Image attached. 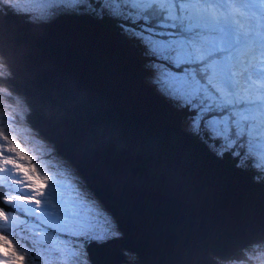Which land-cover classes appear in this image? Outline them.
Here are the masks:
<instances>
[{
  "label": "snow or ice",
  "instance_id": "obj_1",
  "mask_svg": "<svg viewBox=\"0 0 264 264\" xmlns=\"http://www.w3.org/2000/svg\"><path fill=\"white\" fill-rule=\"evenodd\" d=\"M8 13L36 31L61 16L112 22L139 46L145 84L182 117L185 134L264 185V0H0ZM26 55L16 34L0 32L10 78ZM66 80L79 99L90 97ZM65 113L29 86L0 96V264H100L94 250L124 237L84 156L68 147ZM122 255L139 264L136 253ZM180 264L216 261L202 248Z\"/></svg>",
  "mask_w": 264,
  "mask_h": 264
},
{
  "label": "water",
  "instance_id": "obj_2",
  "mask_svg": "<svg viewBox=\"0 0 264 264\" xmlns=\"http://www.w3.org/2000/svg\"><path fill=\"white\" fill-rule=\"evenodd\" d=\"M84 22L91 27L89 31H85ZM62 25L65 28H59ZM3 31L16 34L19 43L27 49L23 62L12 69L15 79L8 75L3 79L10 84L12 90L17 85L29 86L45 103H51L61 110L66 106L62 132L68 147L84 156L83 170L89 176L93 189L120 222L123 239L104 249L94 250L100 264H126V257L122 255L125 249L138 255L139 264H180L194 254L193 250L191 246L178 243V235L171 237L167 231L172 234L181 231L191 237L206 239V233L201 232V228L211 227L216 217L223 220L226 216L237 224L245 223L241 225L246 235L230 233L226 241H236L232 247H205L212 249L208 251L212 254L230 255L264 234V186L251 182L249 187L239 185L236 188L237 184H226V177H223L225 160L216 159L203 145L187 136L178 114L171 112L168 107L164 109L161 100L153 101L149 99L150 95H146L152 107L156 108L155 118L158 120H153L162 124L174 152H186L196 166L187 176L198 175L203 184L204 181H210L211 186L220 192L216 196L218 200L197 197L187 179H184L181 188L174 187L171 176L170 183L166 179L169 176L165 173L168 170L167 155L154 153L145 128L134 127L135 124H129L125 128L119 124L120 119L115 114L117 89L120 88L117 84L125 80L131 82L136 78L132 66L140 73L143 72L137 48L133 43L123 40L116 28L110 29L103 23L86 17L61 16L36 31L24 22L23 17L17 18L13 13H8L7 17L0 15V32ZM99 31H104L110 38L108 46L113 52L122 55V64L126 67L127 74L115 75L106 68L109 58L113 56L97 43ZM83 34L94 46L84 49L81 40ZM66 52L73 56L67 57ZM129 73L134 77H130ZM68 77L75 78L87 88L91 93L90 97L79 99L75 89L66 80ZM169 114L174 115V118ZM145 167H149L156 175L159 173L156 183L146 175ZM222 180L228 190L223 189ZM237 189H250L256 195L248 193V198L251 199L249 202L240 198L245 197V194L240 196L235 193L239 192ZM133 190L137 191L138 196H133ZM252 203L258 204V208L255 209ZM195 206L200 227L196 225L193 228V219H186L193 216ZM248 207L258 217L257 220H253L251 213L246 211ZM214 223L219 224L222 233L230 232V229L220 227L223 222ZM210 234L218 237L220 233L211 230ZM159 251L166 254L159 256Z\"/></svg>",
  "mask_w": 264,
  "mask_h": 264
},
{
  "label": "bare ground",
  "instance_id": "obj_3",
  "mask_svg": "<svg viewBox=\"0 0 264 264\" xmlns=\"http://www.w3.org/2000/svg\"><path fill=\"white\" fill-rule=\"evenodd\" d=\"M89 24V23H88ZM59 28H65L60 26ZM91 27L87 25L84 22V29L85 31H89ZM82 34V32H80ZM98 39H99V45L106 51H109L112 54V58H109L106 68L110 69L111 72L115 75H119L121 73L127 74L126 67H123L122 60L123 57L120 53L116 54L113 52V50L108 46L110 44V41L104 31L97 32ZM82 44L84 46V49L89 47L91 45V41H89L88 37L84 34L81 36ZM93 44V43H92ZM108 46V47H107ZM98 47V46H97ZM99 50V49H98ZM65 51V50H64ZM78 51V50H77ZM67 57H70L72 54L70 52H66ZM70 54V55H68ZM77 55V54H76ZM73 56V55H72ZM71 56V57H72ZM70 57V58H71ZM94 75V73H93ZM97 76V75H96ZM95 76V77H96ZM135 76L131 82L129 80H125L124 82L120 81L121 83L117 84L120 88L117 89V96L115 104L116 112L115 114L119 117L120 122L119 124H122L125 128L129 124H135L134 127H144L145 132L147 133L148 137L150 138L149 145L154 150L155 154L160 155H167L168 161L166 162L167 169L166 174H169V176H166V179H168V182L170 183V176L172 180L174 181L173 186L177 187L178 189L181 188V186L184 183V179H187L189 187H192L195 190L196 196L201 198H206L208 200H218L216 196L220 194V192L211 186L210 181H204L205 184L200 181V177L198 175L195 176H187L191 174L192 171L196 169V166L193 162L189 159V156L186 152L178 151L174 152L173 145L170 141V139L166 136L165 131L163 130L162 124L155 122V109L152 107V104L150 100L160 101L157 96L153 94V92L147 87V85L144 82V75L143 73H140L139 71H135ZM138 79V81H137ZM118 83V82H117ZM134 86V89L132 88ZM151 97L148 99V95ZM147 95V96H146ZM116 136V135H115ZM141 148V147H140ZM142 149V148H141ZM127 154V153H126ZM150 155V154H149ZM144 158V157H143ZM162 158V156H160ZM159 160V159H158ZM159 166V165H158ZM118 170L122 171L119 167ZM165 170V169H164ZM144 171L147 176H149L154 183L158 181L159 173L156 175L149 167H145ZM222 172V171H221ZM223 177L226 181V184L228 182L237 184L236 188H239V185L247 186L249 187V184H251V181L253 180L251 174L241 172L237 170L234 167L233 163L224 164L223 167ZM229 177V179H228ZM223 184V189L228 190L224 184V181L221 182ZM121 185V184H120ZM205 186L206 188H204ZM173 189V188H172ZM192 189V190H193ZM175 191V189H173ZM248 190V191H245ZM245 190H239V195L243 196L245 194V197H240L241 199L248 200L251 202V199L248 198V193L256 195L254 191L250 189ZM234 192V190H233ZM133 196H138V193L136 190L132 191ZM194 193V194H195ZM229 193V192H228ZM238 195V196H239ZM197 206V205H196ZM196 206L193 207V216L188 217L186 220L193 219L191 222V225L194 226L193 228H196V225L199 226V223L196 219ZM252 206L257 209L258 204H253ZM245 207V206H244ZM246 209V208H245ZM247 212H252V209L248 207L246 210ZM260 215V214H259ZM251 218L253 220H257V216L251 213ZM249 219V218H248ZM214 222H223L222 225H220L221 228L230 229V232L228 234L222 233L219 229V224ZM129 223V222H128ZM241 224L245 223H236L234 220H228V218L225 216L223 220L218 219V217L215 218L213 221V224L211 227H207L206 229H202L201 232H204L206 234V239H199L196 237H191L189 235H185V233L181 231H175V234H172L170 231H167V234H169L171 237H175V235H178L180 237V240L178 243H183L187 246H191V250H193V253H196V249L198 248H205L207 246H215V247H222V248H228L235 246L233 245L236 241H233L231 243H227L226 239L229 237L230 233H237L239 236H244L243 226ZM200 227V226H199ZM259 229V227H258ZM261 229V228H260ZM211 230H216L220 234L218 237L216 235L210 234ZM264 230V229H263ZM242 231V232H241ZM255 231V230H254ZM258 232V230L256 231ZM132 232H130L131 234ZM200 233V231H199ZM128 237H130L128 233ZM127 237V238H128ZM177 243V245H179ZM195 245V246H194ZM207 251H212V249H207ZM159 256L166 254L164 251H159ZM158 256V257H159ZM162 257L160 258V260Z\"/></svg>",
  "mask_w": 264,
  "mask_h": 264
},
{
  "label": "clouds",
  "instance_id": "obj_4",
  "mask_svg": "<svg viewBox=\"0 0 264 264\" xmlns=\"http://www.w3.org/2000/svg\"><path fill=\"white\" fill-rule=\"evenodd\" d=\"M0 59L5 61L4 76H6L8 75L6 67L9 57L3 56ZM0 93L10 94V90L6 85L0 84ZM212 256L216 264H264V241H253L227 256L217 254H212Z\"/></svg>",
  "mask_w": 264,
  "mask_h": 264
},
{
  "label": "rangeland",
  "instance_id": "obj_5",
  "mask_svg": "<svg viewBox=\"0 0 264 264\" xmlns=\"http://www.w3.org/2000/svg\"><path fill=\"white\" fill-rule=\"evenodd\" d=\"M91 45L92 46H94V44H92L91 43ZM133 68H134V70L136 71V70H138L136 67H134V66H132ZM131 69V68H130ZM129 75H130V77H134V75L133 74H131V73H129ZM8 84V83H7ZM5 85V84H4ZM9 89H10V87H9ZM11 92H12V90H11ZM10 92V93H11ZM3 94H6V97L5 98H7L8 96H9V94L8 93H0V96H3ZM4 97V96H3ZM162 103V102H161ZM162 106L164 107V109H166L167 108V105L165 104V103H162ZM169 113V112H168ZM171 117H173L174 118V115H172V114H169ZM256 185H261V184H259V183H256ZM237 190H239V189H237ZM235 193H239L238 191H235Z\"/></svg>",
  "mask_w": 264,
  "mask_h": 264
},
{
  "label": "trees",
  "instance_id": "obj_6",
  "mask_svg": "<svg viewBox=\"0 0 264 264\" xmlns=\"http://www.w3.org/2000/svg\"><path fill=\"white\" fill-rule=\"evenodd\" d=\"M110 22V21H109ZM112 23V22H111ZM6 76L0 77V84H5L8 88L10 87V92H11V86L9 84H7V82H5V80L3 78H5ZM4 97H6V94H3Z\"/></svg>",
  "mask_w": 264,
  "mask_h": 264
}]
</instances>
